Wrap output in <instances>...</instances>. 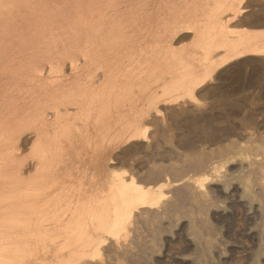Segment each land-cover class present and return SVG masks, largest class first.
<instances>
[{
	"label": "rangeland",
	"instance_id": "obj_1",
	"mask_svg": "<svg viewBox=\"0 0 264 264\" xmlns=\"http://www.w3.org/2000/svg\"><path fill=\"white\" fill-rule=\"evenodd\" d=\"M80 221L78 264H264V0H0V264Z\"/></svg>",
	"mask_w": 264,
	"mask_h": 264
},
{
	"label": "bare ground",
	"instance_id": "obj_2",
	"mask_svg": "<svg viewBox=\"0 0 264 264\" xmlns=\"http://www.w3.org/2000/svg\"><path fill=\"white\" fill-rule=\"evenodd\" d=\"M249 46H250V44H249ZM131 184L132 185H135V179H134V181L131 180ZM139 189H142L143 190V188H139ZM149 200H151V199H148L146 197H141L140 198V201H141L140 204L142 206H147V205L150 204L149 203L150 202ZM114 216H115V220L113 221V223H114L113 226L115 227V226L118 225L119 220L121 218L120 212L117 209L115 210ZM77 223H79V222H77ZM80 223H82V224H79L78 226H72V227H70L66 231L65 236L62 237V239H63V240H61L62 242L61 243L59 242L60 243V246H61V249L62 250H68V252H70V254L65 259L63 257V259L61 260V262L58 263V264H78L79 260L77 262V259L76 258H78L79 255L76 254V252H77L76 250L79 248L78 249V252L80 253V251H82V250H80V248L81 249H85L87 247V245L85 246V244L87 243V237H88L89 230H90V226H88L87 224H84L83 225V222H81V221H80ZM59 243H58V245H59ZM61 249H59V250L61 251ZM83 253H85V252H83ZM75 254L77 255V257H76ZM80 255H81V253H80ZM79 259H81L80 260V263H81V261L83 259V256L81 258H79Z\"/></svg>",
	"mask_w": 264,
	"mask_h": 264
}]
</instances>
